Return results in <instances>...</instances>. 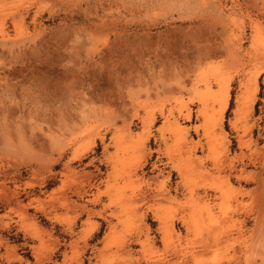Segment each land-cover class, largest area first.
Segmentation results:
<instances>
[{
  "label": "rangeland",
  "instance_id": "374dc122",
  "mask_svg": "<svg viewBox=\"0 0 264 264\" xmlns=\"http://www.w3.org/2000/svg\"><path fill=\"white\" fill-rule=\"evenodd\" d=\"M263 177L264 0H0V264H264Z\"/></svg>",
  "mask_w": 264,
  "mask_h": 264
},
{
  "label": "bare ground",
  "instance_id": "6f19581e",
  "mask_svg": "<svg viewBox=\"0 0 264 264\" xmlns=\"http://www.w3.org/2000/svg\"><path fill=\"white\" fill-rule=\"evenodd\" d=\"M242 35H243V33H242ZM242 35H241V36H242ZM243 36H244V35H243ZM235 37H237V39H240L239 36H237V35H236ZM225 38H226V37H225ZM227 39H228V38H227ZM225 42H227V41H225ZM235 43H236V42H235ZM238 43H239V42H238ZM236 44H237V43H236ZM207 45H208V44H207ZM225 46H226V45H225ZM205 47H206V46H205ZM223 47H224V46H223ZM225 48H226V47H225ZM235 50H236V49H235ZM204 51H205V50H204ZM220 51H221V50H220ZM226 52H227V51H226ZM203 53H204V52H203ZM206 54H207V53H206ZM249 76H250V75H249ZM253 76H254V75H253ZM102 77H103V76H102ZM196 80H197V79H196ZM207 81H208V80H207ZM186 82H187V81H186ZM204 82H206V81H204ZM182 83H183V82H182ZM195 83H196V82H195ZM199 83H200V82H199ZM183 84H184V83H183ZM180 85H181V84H180ZM192 85H193V88H194V89L197 88V87H196L197 84H192ZM182 86H183V85H182ZM178 87H179V86H178ZM179 89H181V88H179ZM197 89H198V88H197ZM99 90H100V89H99ZM227 90H228V89H227ZM104 94H105V93H104ZM197 98H198V97H195L194 100H197ZM101 101H102V99H101ZM198 101H200V98L198 99ZM227 107H228V96H227V100H226V104H225V108H224V110H225ZM249 107H250V106H249ZM200 114L203 115L204 112L201 111ZM168 116H169V115H168ZM185 119L190 120V119H191V114L186 115V118H185ZM127 125H128V124H127ZM179 129H180V128H178V130H179ZM177 132H178V131H177ZM216 132H217V131H216ZM182 134H184L183 131L181 132V135H182ZM179 135H180V131H179ZM244 137H245V136H244ZM240 139H241V138H240ZM242 139H243V138H242ZM164 141H165V140H164ZM239 141H240V140H239ZM165 143H166V141H165ZM213 146H214V145H213ZM106 147H107V146H106ZM212 148H213V147H212ZM218 148H219V147H218ZM172 149H174V146L172 147ZM186 149H187V148H186ZM82 150H83V149H82ZM175 150H176V149H175ZM183 150H184V149H183ZM83 151H84V150H83ZM83 151H82V152H83ZM173 151H174V150H173ZM173 151H172V152H173ZM80 152H81V151H80ZM176 153H177V152H176ZM216 155H217V154H216ZM74 156H75V155H74ZM172 156H173V155H171V158H174V156H173V157H172ZM75 157H80V156L78 155V152H77V154H76ZM82 157H83V155H82ZM212 157H213V156H212ZM217 157H218V156H217ZM243 157H244V156H243ZM213 158H214V157H213ZM73 159H74V158H73ZM80 159H81V158H80ZM220 159H221V158H220ZM172 160H173V159H172ZM172 160H171V161H172ZM74 161H75V160H74ZM174 161H176L175 158H174ZM174 161H173V162H174ZM215 161H216V160H215ZM255 161H256V160H255ZM193 162H194V161H192V164H193ZM217 165H218V164H217ZM222 165H223V164H222ZM192 167H193V166H192ZM222 167H223V166H222ZM219 168H220V167H219ZM205 169H206V168H205ZM233 169H234V168H233ZM235 169H236V168H235ZM183 171H184V170H183ZM183 171L180 172V175H182V172H183ZM187 171H188V170H187ZM232 171H233V170H232ZM184 172H185V171H184ZM260 173H261V172H260ZM230 174H231V173H230ZM238 176H239V175H238ZM238 176H237V177H238ZM217 178H220V177H217ZM224 178H225V177H224ZM263 178H264V177H263ZM192 179H193V178H192ZM228 179H229V177H228ZM230 180H231V179H230ZM262 180H263V179H262ZM226 181L228 182V180H226ZM263 183H264V182H263ZM263 183L261 182V184H263ZM211 184H212V183H211ZM166 185H167V184H166ZM208 186H209V185H208ZM229 186H230V185H229ZM167 187H168V185H167ZM169 187H170V186H169ZM223 188H224V187H223ZM254 190H255V189H254ZM257 192H258V191H257ZM261 193H262V192H261ZM193 194H195L194 191H192V195H193ZM159 195L163 197V196H167V195H170V194H169L168 192H166V191H165V192L162 191V193H160ZM208 195H209V194H208ZM208 195H207V196H208ZM141 196H142V195H141ZM192 198H193V197H192ZM209 200H210V199H209ZM260 202H262V201H260ZM206 203H207V202H206ZM260 204H261V203H260ZM260 204H259V205H260ZM29 206H30V205H29ZM207 207H208V206H207ZM258 209H259V208H258ZM222 213H223V212H222ZM258 213H262V212L258 211ZM258 215H259V214H258ZM261 215H262V214H261ZM258 217H259V216H258ZM261 217H262V216H261ZM258 219H259V218H258ZM256 220H257V219H256ZM256 223H257V221H256ZM256 223H255V224H256Z\"/></svg>",
  "mask_w": 264,
  "mask_h": 264
}]
</instances>
